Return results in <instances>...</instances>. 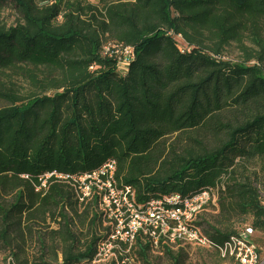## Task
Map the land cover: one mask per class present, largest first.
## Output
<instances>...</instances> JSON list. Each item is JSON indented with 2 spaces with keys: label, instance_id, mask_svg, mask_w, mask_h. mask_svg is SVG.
<instances>
[{
  "label": "trees",
  "instance_id": "obj_1",
  "mask_svg": "<svg viewBox=\"0 0 264 264\" xmlns=\"http://www.w3.org/2000/svg\"><path fill=\"white\" fill-rule=\"evenodd\" d=\"M9 6L18 18H0V244L50 218L55 228L33 232L37 264L91 259L106 229L99 196L80 202L70 177L110 159L138 204L212 190L228 221L264 233V0H0V13ZM232 44L237 58L226 56ZM125 47L134 56L120 71ZM49 172L68 177L42 186ZM76 217L88 220L85 239ZM208 226L217 243L240 233ZM151 251L138 235L137 261L150 264ZM159 251L183 264L182 248Z\"/></svg>",
  "mask_w": 264,
  "mask_h": 264
},
{
  "label": "built area",
  "instance_id": "obj_2",
  "mask_svg": "<svg viewBox=\"0 0 264 264\" xmlns=\"http://www.w3.org/2000/svg\"><path fill=\"white\" fill-rule=\"evenodd\" d=\"M120 52L123 58L119 67L124 71L134 56L133 50L125 47ZM115 174L116 161L110 159L91 173L70 177L80 202L90 199L94 193L99 196V210L106 227L104 236L95 244L91 259L79 264H133L138 235L146 238L152 250H159L162 244L170 247L195 244L216 252L221 258L232 259L236 264H264L256 245L249 241L250 228L217 243L195 224L198 214L216 201L212 190L204 189L188 196L174 193L138 204L133 188L119 183ZM53 175L62 179L68 177L49 172L40 178L41 185H45V178ZM11 261L8 258L1 264Z\"/></svg>",
  "mask_w": 264,
  "mask_h": 264
},
{
  "label": "rangeland",
  "instance_id": "obj_3",
  "mask_svg": "<svg viewBox=\"0 0 264 264\" xmlns=\"http://www.w3.org/2000/svg\"><path fill=\"white\" fill-rule=\"evenodd\" d=\"M0 18L5 22L7 25L15 23L18 18V15L14 8L12 7H5L1 13ZM238 50L235 46L229 45L226 50V56L228 58H237L238 57ZM25 86V85H24ZM264 198V196H263ZM218 199L215 202V205H210L200 213V216L197 218L198 222H200V228L206 229L207 231H211L208 224H211L215 227L224 228L227 225L231 224L233 228H235L238 232L243 231L245 227H250V220L245 222H235L233 221L235 217H231L228 221V213L225 211H221V208L218 204ZM84 209V205H80L78 207V213H81ZM83 218L76 217V227L79 230L82 229L81 238L85 239L86 236L90 234L88 230V220H84L82 225L80 220ZM219 221L220 224L217 222ZM32 223V230L28 232V230L23 227V233L14 235L16 240H14L10 246L7 248L6 246L0 244V264L2 263V258L7 256L10 252L16 254L17 259L19 261H26L27 264H37L39 263V257L41 254V250L39 248L38 242L36 240V236L33 233L35 230L41 229L42 231L46 232L52 228L56 227V224L53 222L52 219L47 218L45 222H42L37 218L36 220H31ZM105 222L103 223V226ZM96 231L98 233V228L96 227ZM101 232H105V229L100 230ZM250 238L256 245L258 252L262 259H264V233L253 231L250 235ZM182 248L183 254V264H236L232 259L228 258H221L216 252L211 250H207L203 247L197 246L195 244H183L180 246H173L175 251H179ZM46 257H52L51 254L45 253ZM61 260L60 251L58 250V262ZM16 262V261H15ZM150 264H170L168 258L162 254L159 250H152L150 254ZM133 264H141L137 261L136 257Z\"/></svg>",
  "mask_w": 264,
  "mask_h": 264
}]
</instances>
